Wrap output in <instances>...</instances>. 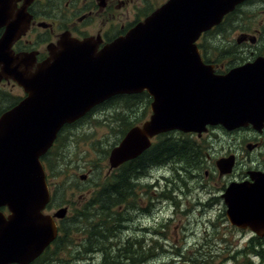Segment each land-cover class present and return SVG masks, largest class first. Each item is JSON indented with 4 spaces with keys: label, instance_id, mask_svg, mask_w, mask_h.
Instances as JSON below:
<instances>
[{
    "label": "water",
    "instance_id": "water-1",
    "mask_svg": "<svg viewBox=\"0 0 264 264\" xmlns=\"http://www.w3.org/2000/svg\"><path fill=\"white\" fill-rule=\"evenodd\" d=\"M32 1L0 0V27H6L0 80L12 77L28 93L0 117V207L9 210L7 216L0 212V264H28L57 236L53 217L42 213L50 192L41 156L64 125L105 100L145 90L153 97L150 119L129 129L112 149L111 168L143 153L157 134L264 125V56L218 74L195 44L245 0H168L100 51L88 40L63 38L35 73L23 74L11 46L28 28ZM219 164L226 172L233 160ZM253 179L228 187L227 216L233 225L263 235L264 174ZM65 213L61 209L56 216Z\"/></svg>",
    "mask_w": 264,
    "mask_h": 264
},
{
    "label": "flooded vegetation",
    "instance_id": "flooded-vegetation-1",
    "mask_svg": "<svg viewBox=\"0 0 264 264\" xmlns=\"http://www.w3.org/2000/svg\"><path fill=\"white\" fill-rule=\"evenodd\" d=\"M167 1L168 0H33L26 8L27 17L29 18L28 28L19 38L15 39L11 46L12 55L20 58V60L15 62V65H20L19 71L23 74L35 73L38 65L51 58L50 49L53 47L57 48L59 42L63 38L77 41L88 40L100 51L119 37L125 36L129 30L137 26L140 22H143ZM22 4L23 1L18 2V8L21 7ZM215 29L216 28L210 30V32ZM5 30V26L0 27V39L5 33ZM257 32H259V30H257ZM207 33L208 32L204 33L200 37L197 41V46L200 49L204 61L208 64H213L218 73H225L228 68L241 64V62H233L234 53L236 52L240 54V51L245 52L248 48L251 49V56L244 62L254 60L257 56H264V43L263 45L260 44L261 35L251 36L249 33L243 32L238 37L234 38L236 41L235 43L228 41L224 46L214 49L212 46H208L209 41L206 37ZM2 68L3 64L0 65V71ZM27 96L28 93L17 80H14L12 77L2 78L0 80V117L4 112L18 105ZM116 99L124 100L127 106L130 104L131 107L142 106L144 108L146 117L142 119V122L138 124L135 123L131 127L141 125L146 120L150 119L152 115L151 103L153 97L146 90L139 93L117 94L107 99V101L105 100L106 102L101 105L115 103L117 101ZM122 100L117 104L121 106ZM81 120L82 119L73 124H78ZM73 124H66L61 128L53 146L42 156V163L46 171V180L51 192V200L46 206L45 213L49 211L54 213L55 211L52 209L53 205L59 207L61 205V201L54 204L55 198L57 197V190L52 178V163L49 154L52 149L57 146L61 137V132L65 131V129ZM167 133L172 134V136L182 134H192L196 136L198 140V142L195 141L196 145L194 144L196 153L192 159L193 163L190 165L191 174L194 178L193 181L198 182L201 180L199 173L203 170L204 174L208 177L207 179H210V183L207 187L209 195L216 198V201H219L220 206L224 209L226 218L228 206L224 195L228 187L233 183L253 184L255 183L253 176H263L264 174V125L260 128H256L252 124H248L231 130L221 124L209 125L208 131L201 136L197 133H185L174 130L155 135L151 140L152 145L165 138L164 135ZM210 138H212L211 142H209ZM232 139L234 143H232ZM142 155L128 160L115 168H110L108 161L109 170L107 175L112 173L114 177L110 186L112 188L111 201H114L112 206L116 208V210L113 208V222L110 234L114 239L112 243L114 253L112 256L116 257L117 260H112L111 264H146L150 263V261L157 262L162 255V249H164L166 245V235L164 233L160 232L159 229L154 230L150 226H144V224L148 222L150 215L157 214V216H159V214L162 213V208H160V212L154 210L156 209V205L152 197L157 199L164 197L165 191L159 190L158 186L162 180L167 181L168 177L163 176V178L158 179L155 177V184H150L153 181L152 176H154V173H151L152 175L148 177L150 183L138 182L137 184H133V181H131L129 177L135 175L134 173L144 169L146 170L150 168L151 165L156 167L162 163L160 161L152 164L149 162L142 163L139 161ZM230 157L233 160V164L229 171L223 172L225 167H222L219 161ZM128 162L132 163V166L130 164L127 169V180L119 181L118 178L122 169H124L123 166ZM206 163L211 166L212 172L207 168ZM135 164L141 166L133 168ZM182 170V166L176 168L178 174H181ZM80 179L86 181L88 179V174H81ZM148 187L154 188L157 191H152L151 194V191L147 190ZM180 193L183 195L184 190L180 191ZM90 195H92V191ZM102 199V195L96 196L90 204L94 202L95 207L98 208L100 204H102ZM206 204H208V202L201 204L204 213L208 212ZM174 205L173 216L178 212L175 203ZM65 208L67 209L66 215L69 217L72 212L71 207L66 206ZM133 209H136L139 216V226L137 228L132 217ZM100 212L101 210L99 213H96L98 217L101 214ZM184 212L185 211H183V213ZM145 217L147 218L144 220ZM67 219L68 218L57 220L60 229L56 238L43 253L30 264L49 261V259L43 258L46 257L45 255L53 245L56 244V248H59L57 244L59 240H65V232L69 229L66 228L61 230V226ZM98 227L99 226L96 224L95 227L81 229L84 235V241L87 242L81 250L88 252L94 249L92 245L95 238L93 237L96 236L97 233L100 235L102 233L99 231L100 229ZM122 233H127V238L120 239V234ZM256 235L261 242L264 241V234ZM135 247L137 248L136 251L133 250ZM103 254L105 258L107 255L105 252H103Z\"/></svg>",
    "mask_w": 264,
    "mask_h": 264
},
{
    "label": "rangeland",
    "instance_id": "rangeland-1",
    "mask_svg": "<svg viewBox=\"0 0 264 264\" xmlns=\"http://www.w3.org/2000/svg\"><path fill=\"white\" fill-rule=\"evenodd\" d=\"M238 8L222 25H219L221 27L212 32L208 31L206 37L209 47L217 49L228 41L235 43L234 38L243 32L251 36L261 35L260 44L263 45L264 0H247ZM250 56V48L245 52L240 51V54L236 52L233 62L243 63ZM121 100L99 105L90 112L89 118H83L78 124H73L62 131L57 146L50 152L52 178L57 190L54 204L61 201L60 207L53 205L52 209L56 211L70 206L72 212L69 217L67 215L64 217L68 218L64 222V229H69L64 235L65 243L59 248H56V244L53 245L43 258L49 261L36 264H111L112 260H117L112 256L114 239L110 234L113 208L114 210L116 208L111 206L109 210H103L104 201L98 208L94 202L90 203L112 184L113 174L107 176L109 149L119 143L124 135L122 132L124 128L138 124L146 117L142 106L131 107L130 104L127 106L124 100L120 106L117 103ZM164 136L176 140L185 137L188 142L195 145V141L198 142L196 136L192 134L172 136L167 133ZM211 140L212 138L209 142ZM188 159L176 157L163 161L156 167L151 165L150 168L129 177L133 184L150 183L148 177L152 175L151 173H154V176L150 184H155V177L157 179L168 177L167 181L162 180L158 186L159 190L165 191L164 197L157 199L150 195L156 205L154 210L160 212L162 208V213L159 216L150 215L148 222L144 224L164 233L166 245L157 262L150 261L146 264H264V241L261 242L251 230L238 229L228 222L219 201L209 195L207 187L210 179H207L202 170L199 173L201 180L193 181L190 169L193 158ZM180 166L183 170L178 174L176 168ZM206 166L212 172L208 163ZM83 173L88 174L86 181L80 179ZM147 190H150L151 194L152 191H157L150 187ZM183 190L184 194L181 195L180 191ZM207 202L208 212L204 213L201 204ZM174 203L178 212L173 216ZM100 210L103 215L100 214L98 217L96 213ZM132 213L137 228L139 216L136 209H133ZM96 224L102 233L101 235L97 233L93 237L94 249L88 252L81 250L87 243L81 229L95 227ZM127 236V233H122L120 239ZM136 249L135 247L133 250ZM103 252L107 255L105 258Z\"/></svg>",
    "mask_w": 264,
    "mask_h": 264
},
{
    "label": "trees",
    "instance_id": "trees-1",
    "mask_svg": "<svg viewBox=\"0 0 264 264\" xmlns=\"http://www.w3.org/2000/svg\"><path fill=\"white\" fill-rule=\"evenodd\" d=\"M219 27H221V26H219ZM129 128H130V126L129 127L127 126L126 128H124L122 130L124 135L128 131ZM112 148H113V146L109 149L108 154L110 153ZM195 148H196L195 145L192 144L191 142H188V140L185 137H182V140H176L173 138H168V137L166 138L165 137V138L161 139V141H158L157 143H155L151 148H149L141 156L139 161H141L142 163L149 162L150 164H152V163L158 162V161H160V162L169 161L170 159H173L176 157L183 158V159L189 158L188 160H190L191 158L194 157V155L196 153ZM130 164L132 166V163H130V162L126 163L123 166L124 169H122L121 174L118 178L119 181H126L127 180V169H128ZM134 166L135 167H133V168H137L141 165L135 164ZM120 186H122V185H120ZM110 195H112V188L110 187V189H109V187H106L104 193L102 194L103 199L101 201V202H103V201L105 202V203H103V206H102L103 210H109L110 207L113 205L114 201L113 200L111 201ZM108 201H110V202H108ZM64 243H65V241L59 240L57 244L60 247V245H63ZM182 257H185V256L182 255Z\"/></svg>",
    "mask_w": 264,
    "mask_h": 264
}]
</instances>
